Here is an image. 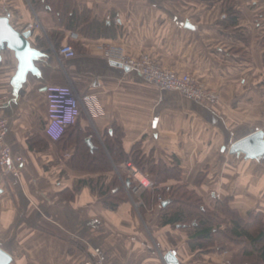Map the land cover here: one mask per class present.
Instances as JSON below:
<instances>
[{"label":"crops","instance_id":"crops-1","mask_svg":"<svg viewBox=\"0 0 264 264\" xmlns=\"http://www.w3.org/2000/svg\"><path fill=\"white\" fill-rule=\"evenodd\" d=\"M231 7L239 14L235 25ZM0 17L19 33L31 32V48L43 55L35 61L39 72L28 73L16 94L19 61L13 51L0 53V95L7 98L0 111L9 121L8 144L24 159L19 177L0 170V248L11 264H82L89 251L105 264H167L172 251L179 264H222L221 254L195 261L188 236L159 228L156 211L143 219L133 200L117 211L104 205L87 181L129 176L132 161L103 175L66 163L82 140L94 148L120 139L127 154L142 144L146 156L179 164L182 180L208 204L230 198L243 217L264 214V160L231 154L234 143L264 131V0H0ZM35 22L40 26L30 29ZM65 45L75 48L74 58L59 55ZM102 45L192 74L221 100L209 106L160 90L113 66ZM52 86L94 97L91 105L82 102L68 143L45 135Z\"/></svg>","mask_w":264,"mask_h":264},{"label":"trees","instance_id":"trees-1","mask_svg":"<svg viewBox=\"0 0 264 264\" xmlns=\"http://www.w3.org/2000/svg\"><path fill=\"white\" fill-rule=\"evenodd\" d=\"M229 4L232 5V2ZM228 12L229 22L235 25L239 14L233 7ZM68 132L57 142H70L72 137L68 136ZM75 151L66 163L72 169L97 170V173L103 175L114 173L116 166L130 160L152 177L154 189L146 190L140 197L133 192L136 183L121 172L114 173L109 182L102 176L87 181L92 191L104 199V205L109 210L117 211L123 204L133 200L135 204L140 203L138 211L143 219L148 213L156 211L159 228L171 227L188 236L187 243L195 254V261L199 255L203 258L223 251H232L229 264H264L262 212L250 211L247 217H243L238 210L230 206V198L208 204L203 196L182 180L179 164L175 162L174 165H168L164 160H156L152 155L146 156L142 144H136L131 154H127L120 139H107L103 146L97 143L94 148H91L86 140H82L78 142ZM203 176L204 174H199L197 185L202 184ZM127 181L131 182L129 189L126 188ZM166 187H170V191L167 192ZM160 194L163 202L158 201ZM223 225H226V228L221 230ZM218 236L223 237L225 242L218 243ZM208 264L216 263L210 261Z\"/></svg>","mask_w":264,"mask_h":264},{"label":"built area","instance_id":"built-area-1","mask_svg":"<svg viewBox=\"0 0 264 264\" xmlns=\"http://www.w3.org/2000/svg\"><path fill=\"white\" fill-rule=\"evenodd\" d=\"M39 26V23L35 22L29 25V28L34 29ZM98 49L102 51L109 62L121 64L123 67L135 71L146 82L160 90L176 92L195 103L209 106H215L221 100L218 92L199 82L192 74H180L166 69L150 55L142 54L140 57L134 58L129 56L123 47L117 45H102ZM59 55L62 58L71 59L76 56V51L73 46L65 45L60 49ZM47 100L48 124L45 128V135L50 140L57 142L67 134L71 127L77 124L82 113V102L91 105L94 102V97L88 96L82 100L70 86H52L47 89ZM6 102L7 98L0 95V109ZM8 134L9 121L1 115L0 111V170L3 175L19 177L24 159L13 154L7 141ZM126 165L129 169V177L136 183L133 188L135 194L140 195L146 190L154 189V183L136 165L130 162ZM126 188L130 187L126 185ZM166 191H170V187H166ZM158 201L163 202L161 194ZM82 264H105V262L98 253L89 251Z\"/></svg>","mask_w":264,"mask_h":264},{"label":"water","instance_id":"water-1","mask_svg":"<svg viewBox=\"0 0 264 264\" xmlns=\"http://www.w3.org/2000/svg\"><path fill=\"white\" fill-rule=\"evenodd\" d=\"M31 32L19 33L10 24L9 17H0V53L6 49L13 51L19 61L18 72L13 82L15 93L18 94L22 85L26 81L28 73L37 74L39 71L35 67V61L43 56L39 51L31 48L28 39ZM1 59V57H0ZM113 66L124 68L121 64L113 63ZM125 70L129 68L125 67ZM87 143L93 147L90 140ZM231 154H244L247 160H264V131L258 130L243 138L231 147ZM130 186L131 182H126ZM167 264H179L175 252H169L164 257ZM10 254L0 248V264H11Z\"/></svg>","mask_w":264,"mask_h":264},{"label":"rangeland","instance_id":"rangeland-1","mask_svg":"<svg viewBox=\"0 0 264 264\" xmlns=\"http://www.w3.org/2000/svg\"><path fill=\"white\" fill-rule=\"evenodd\" d=\"M139 196V195H138ZM154 215V214H152ZM226 228V225H223L221 227V230L225 229ZM218 254V253H217ZM222 256H223V260H222V264H229L231 262V258H232V254L233 252L232 251H223L220 253ZM197 260V262H199L200 260H203V258L201 257V255L197 256V258H195ZM208 259L205 258V261L203 262H208L207 261ZM212 262V261H211Z\"/></svg>","mask_w":264,"mask_h":264},{"label":"bare ground","instance_id":"bare-ground-1","mask_svg":"<svg viewBox=\"0 0 264 264\" xmlns=\"http://www.w3.org/2000/svg\"><path fill=\"white\" fill-rule=\"evenodd\" d=\"M141 178V177H140ZM142 179V178H141Z\"/></svg>","mask_w":264,"mask_h":264}]
</instances>
